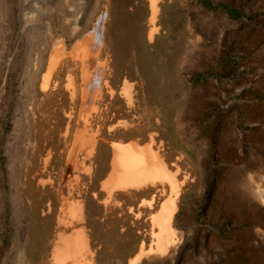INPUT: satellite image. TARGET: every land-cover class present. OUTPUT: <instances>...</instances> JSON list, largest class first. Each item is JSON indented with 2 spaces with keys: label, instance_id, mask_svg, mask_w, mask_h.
I'll return each instance as SVG.
<instances>
[{
  "label": "rangeland",
  "instance_id": "rangeland-1",
  "mask_svg": "<svg viewBox=\"0 0 264 264\" xmlns=\"http://www.w3.org/2000/svg\"><path fill=\"white\" fill-rule=\"evenodd\" d=\"M31 1L0 0V264H29L21 230L27 212L17 206V195L32 139L35 163L50 150L57 171L78 120L82 85L77 61L62 60L48 92H40L49 35L58 32L69 47L92 30L101 14V58L107 59L113 94L103 88L99 112L90 117L106 140L98 141L94 175L100 180L104 165L109 166L108 141L141 145L152 138L153 149L168 163L189 168L194 179L177 199L176 221L187 240L179 251L170 249L140 264H264V0H159L152 41L149 0H62L55 8L36 0L38 12L26 14ZM47 8L60 10L61 16L68 8L74 16L62 18L56 28ZM68 74L76 87L73 100L66 88ZM124 79L133 85L130 104L120 93ZM54 81L57 88L52 89ZM70 112L73 119L67 117ZM160 189L157 183L131 198L114 194L120 205L108 214L111 225L131 228L132 214L124 221L116 218L129 206L140 211L141 219L131 235L135 240L119 246L121 258L111 256L102 264H126L141 239L148 246L154 229L149 214L167 193V186L164 193ZM152 195V208L138 207ZM37 212L30 227L42 223L41 209ZM117 227L112 234L123 242ZM49 233L53 241L54 222ZM39 253L30 249L33 263Z\"/></svg>",
  "mask_w": 264,
  "mask_h": 264
},
{
  "label": "bare ground",
  "instance_id": "bare-ground-1",
  "mask_svg": "<svg viewBox=\"0 0 264 264\" xmlns=\"http://www.w3.org/2000/svg\"><path fill=\"white\" fill-rule=\"evenodd\" d=\"M47 2L49 3V7L52 6V8L57 7L58 3L63 4L62 0H47ZM35 3L36 0L29 2L26 7V14H28V12L33 14L36 11L34 9ZM149 8L150 16L148 22L151 27L148 31V39L152 40L154 34L158 31L156 25L159 13L158 0H149ZM48 10L49 12H46ZM48 10L45 12L56 28L58 25L62 26L60 23L67 20L68 16H74L73 13H68V8L67 11L64 12V16H61V11L58 9ZM41 13L43 12L41 11ZM62 18L64 19L62 20ZM103 19L104 14H101L97 18L90 34L86 36L83 34L70 49L66 48L65 42L58 32L49 35V42L52 43V46L48 49L45 65L46 74L42 77L41 86L43 89H46L49 85L53 72L63 58L69 56L70 60L80 61L83 66L81 79L84 87L81 90L82 103L79 112L80 120L70 147V157L73 160L75 155L82 151H85L88 156H92L97 140L102 139L98 131L91 128L89 122L92 112L98 111L95 103L98 99H101L100 81L104 80L105 85H108V82L104 79V63H106V61L105 59L103 61L97 60L101 47L100 37L103 29ZM75 23L76 22H74L73 25H75ZM65 25H67V22ZM67 88L71 90L70 98L73 99L76 93L73 81L70 78L67 83ZM131 88V84H129L127 80H124L121 91L128 102L132 100ZM110 93L112 94L113 90H111ZM111 145L113 149L111 177L106 180V182L102 183V188L106 190V198L103 201L105 204L109 202L113 192L118 189L127 193L129 190L137 191L148 185H154L155 183H166L170 190L168 198L163 202L158 213L151 218L152 226L158 228L157 232H154V230L150 232L151 236L154 238V246L150 247L148 251H145L143 250L142 244L140 250L129 259V263L139 264L143 257L158 255L164 257L168 254L170 249L179 251L187 240L188 235L187 232H185V228L182 227V225L180 226L176 221V214L179 209L177 199L180 198L182 184L192 176L191 171L189 176L187 175L184 179L180 178L181 170L176 168L175 171H170L158 152L151 148V145L140 148L131 142L129 144H123L121 141L111 142ZM84 169L89 173L90 167L86 166ZM192 181H194V179ZM79 185L83 186L80 179L72 176L70 180L63 183L61 193L58 194L59 207L55 216L56 234L46 264H95V255L91 249L89 234L85 226L81 225L86 218L84 213L85 205L81 200H75L74 189L75 187L78 188ZM22 187L23 185H21V188ZM17 201V206H24L23 209L26 211L25 200L22 194L17 195ZM129 212H132V208H129ZM139 217L140 213L134 214L135 219ZM22 221L24 226L21 230L22 233L25 234L26 217L23 218Z\"/></svg>",
  "mask_w": 264,
  "mask_h": 264
},
{
  "label": "flooded vegetation",
  "instance_id": "flooded-vegetation-1",
  "mask_svg": "<svg viewBox=\"0 0 264 264\" xmlns=\"http://www.w3.org/2000/svg\"><path fill=\"white\" fill-rule=\"evenodd\" d=\"M158 2H159V0H158ZM158 6H159V4H158ZM80 37H78L76 40H74L70 44L69 47L66 46V44H65L66 48H68V49L72 48ZM51 44L52 43L49 44L50 48L52 46ZM49 47L46 49V52H45L47 54V56H48ZM65 59H69V56H67L66 58H63V60H65ZM77 62L79 64V68H80V80H81V85H82V87L80 89V97H82L81 90L84 86H83L82 79H81V72H82L83 66L80 63V61H77ZM45 65H46V61L42 65V67L45 68V72H44L43 76L46 74V66ZM57 67H56V69H57ZM56 69L53 72V74L56 72ZM69 78L73 81V85H74L75 93H76V87L74 84V80L70 74L67 75L66 88H67V83L69 81ZM51 80H52V77H51ZM51 80H50V82H51ZM50 82H49V85H50ZM41 83H42V81H41ZM49 85L47 86L46 89H43L41 84H40V92H42L43 94L48 92V89L50 88ZM55 88H57L56 81H54L53 85H52V89H55ZM67 89L69 90V97H70L71 90L69 88H67ZM75 97H76V94H75L74 98ZM73 99H71V100H73ZM131 102H127V103L130 104ZM81 103H82V99H81ZM80 107H81V104H80ZM80 107L78 110V120L76 121V128L73 132L71 143L73 142V137L75 135V131L77 130L78 125H79ZM92 114H96V113L92 112ZM67 117L69 119H73L72 113L71 112L68 113ZM91 122L92 121L90 120L89 123H90L91 128L93 130H97L99 133L100 129L99 128H93ZM116 124L120 125V126L125 125V123L123 121H118ZM114 126L115 125L111 126L109 129H113ZM69 128H70V125L67 124L65 134L68 133ZM99 136L102 139L97 140L96 146L94 147L95 150H94L92 156H88L85 151H82L80 153H77V155H75L74 160L71 159V157H70L71 143H70V145L68 146L66 151H64V154H63L64 158L62 159L63 164H62V166H59V168H58L59 170H57V171H54V167L51 164L52 152L50 150L47 151L44 156H40L38 159V162L35 163V161H34L35 157H33V154H34V151L36 150V144H35V146L33 145L34 141L32 139V146H31V150L28 154V158H27V161H26V164L24 167L23 181H22V185H23L22 195H23L24 200H25L26 212H27L26 213L27 217H26V225H25L24 244H25V248H26L27 261L29 264L30 263L36 264V263H33L29 258V251L33 247L38 249L40 252L39 257L37 258V261H38L37 264H44V263L46 264V258L48 255V254H46V250H47L46 248L50 242L49 239H51L49 231H50V228L52 227V224L54 222V230L56 232L55 216L57 214L58 207H59L58 194L61 193V190H62L61 188L63 186V183H65L67 180H70L72 178V176L77 177L78 179H80V181L83 185V186H80V185L78 186V189H79V187L82 188L83 196H85L87 199L95 202L93 200V196L91 194V192H93V189H95L96 182H97V177H96V175H94V171H93V169H94L93 164H94V161L96 162L97 166L99 164V161L97 159L99 158V155H100L99 152H101V150L99 151L97 149L98 141H101V140L106 141L101 136V134H99ZM151 143H153L152 138L150 140L149 145H151ZM32 148H34V149H32ZM155 151H157V150H155ZM158 154L170 171H175L176 168H179L181 170L180 171V178L184 179L187 176V173H190L189 168L182 170L181 164H178L177 162L168 163L167 160H165V158L159 152H158ZM86 166L90 167L89 173H87L86 169H84ZM191 182H192L191 179H188L185 183L182 184L180 199L182 196H184L186 194L187 186H189L191 184ZM159 184L161 186V189H160L161 193L165 192V186H167V193H166V196L163 199L161 205L159 206V208L154 213L149 214V221H150L151 228L153 227L152 221H151L152 216H154L158 213L163 202L168 198V196L170 194L169 186L166 183H164V184L159 183ZM155 185H156V183L154 185H148V186H155ZM148 186L143 187L137 191L136 190H131V191L129 190L127 193H125L123 191H121L120 193L121 194L124 193L123 194L124 196L131 198V197H134V196H137L138 194H140V192L143 191L145 188H148ZM30 187H34V192H30V190H31ZM75 189H77V187H75ZM75 189H74V192H75ZM154 200H155L154 195H152L148 199L144 198V199L140 200V202L138 203V207L143 206V207L150 209L153 207ZM112 201L115 202V204L113 205V207H111V210L109 211V213H111V214L115 213L116 208L119 207V205H120L118 201H116V200H112ZM111 204H112V202H111ZM38 208L41 209L42 223L41 224L37 223V224H34V227H30L33 216L36 215V213H38L37 212ZM129 208H132V206L128 207L127 212L125 214H123L122 212L118 213L116 218H120L121 221H124V216H129L132 214V216L134 218V214L140 213V211H138V210L136 211L135 208H132V212H129ZM92 210L93 211L95 210L93 205H92ZM179 210H180V205H179V209H178L177 213L179 212ZM109 213H107V218H106V223H107V233L106 234L108 235L107 236V245H106L107 251L106 252L108 255L107 259H109V261H110L111 256L113 258L114 257H120L121 258L122 252H120V249H119L120 245H123V244H126L128 242L135 240V239H133V237H131V235L133 234L135 229H137V225L139 224V221L141 219V213H140V217L138 219H134L135 221L131 222V228L130 229H125L124 225H120V228H118L117 226L111 225L110 220H113V219H111L108 216ZM176 216H177V214H176ZM116 227L119 229L120 232H122V235L125 237L123 242H119L112 234L116 231ZM151 228H150V230H151ZM153 230H154V232H157L158 228L154 227ZM150 232H149V235H150ZM138 233L140 234L141 232L139 231ZM150 238L151 239H150V243L148 244V246H145L146 243H145L144 239L143 240L141 239L139 241L138 248H137L136 252L128 258L126 264H130L129 259L132 258L137 253V251L140 250V248L142 247V244H143V250H145V251H148V249L150 247L154 246V238L151 235H150ZM45 244H47L46 247H44ZM169 253H170V251L168 252V254ZM151 257L152 256L143 257L141 259V262L144 259L152 260Z\"/></svg>",
  "mask_w": 264,
  "mask_h": 264
},
{
  "label": "crops",
  "instance_id": "crops-1",
  "mask_svg": "<svg viewBox=\"0 0 264 264\" xmlns=\"http://www.w3.org/2000/svg\"><path fill=\"white\" fill-rule=\"evenodd\" d=\"M85 36L90 34V32L87 33H83ZM83 34L81 35V37L83 36ZM154 38V36H153ZM149 40V39H148ZM100 41H101V47L99 50V56L97 58L98 61H103L104 58H101V50L103 47V38H102V32H101V37H100ZM152 41V40H149ZM106 63H104V68H105V80L108 82V79H106V75H107V69H108V65H107V59H105ZM103 77V75H102ZM127 80V79H124ZM124 80L122 82V85L120 87V93L121 95L124 97V99L127 101L126 97L124 96V94L122 93L121 89L123 87L124 84ZM127 82H129V84H131V86L133 87L132 83L130 81L127 80ZM99 87L101 88V98H102V90L103 88H106L109 92V95H112L110 93L111 90H113L111 87H109V82L108 85H105L104 80L100 81L99 83ZM131 93H132V88H131ZM133 96V95H132ZM101 101V99H98L97 102L95 103L97 108H98V103ZM132 101V100H131ZM99 112V108L98 111L95 113ZM100 134V132H99ZM111 142H119V141H108V143ZM135 144L136 146L140 147V148H144L145 146L149 145V143H145V144H137L136 142L133 141H128V142H121L123 144H129V143ZM111 149H112V145H111ZM112 158H113V149H112V156L110 158L109 161V166L104 165V169H103V174H101V178L100 180L97 178V182H96V186L95 189H93V192H91L92 196H93V200L96 202H93L92 200L87 199L85 196H83L82 193V188L79 187V189H75V200H81L83 202V204L85 205V221L83 222V224L85 226V229L87 231V233L89 234V241L91 243V249L94 252L95 255V264H102L103 262H108L109 259H107V223H106V218H107V213H109V211L111 210V207H113V205L115 204V202H112V200L114 199V194L116 192H121V189L115 190V192H113L111 199L109 200V202H107V204H105L103 201L106 198V190L104 188H102V183L106 182V180H108L111 177V172H112ZM103 175V176H102ZM95 190V191H94ZM78 191V192H77ZM124 194V193H123ZM92 205L95 208V210H92ZM97 205V206H96ZM93 215V216H92ZM56 234V232H55ZM55 236V235H54ZM51 243L53 241H50ZM50 255V254H49ZM49 255H47V257H49ZM47 261V258H46ZM45 264V263H44Z\"/></svg>",
  "mask_w": 264,
  "mask_h": 264
}]
</instances>
